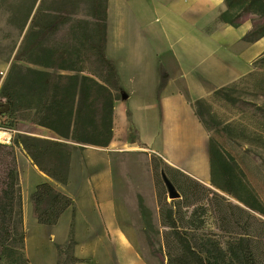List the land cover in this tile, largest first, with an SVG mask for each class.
Segmentation results:
<instances>
[{
    "label": "trees",
    "instance_id": "16d2710c",
    "mask_svg": "<svg viewBox=\"0 0 264 264\" xmlns=\"http://www.w3.org/2000/svg\"><path fill=\"white\" fill-rule=\"evenodd\" d=\"M223 2L220 22L236 28L250 17L252 29L246 37L264 36V0ZM106 9L107 0H40L2 82L1 104L9 109L0 117L14 115L58 140L16 134L10 144L0 143V264H30L15 147H22L40 173L66 185L75 149L68 142L79 149L105 148L112 140L113 104L121 92L116 70L104 55ZM262 63L264 56L253 67ZM202 101L190 103L198 119ZM13 130L0 127V132ZM134 135L129 127V143L135 142ZM208 154L211 187L147 153L160 225L154 232L146 221L143 229L150 253L160 264H264V206L234 159L211 138ZM164 178L178 199L166 201ZM29 201L37 225L46 227L55 226L73 207L48 182L38 183ZM139 209L145 211L142 205ZM75 244L72 220L64 244L56 247V264L82 263L73 255Z\"/></svg>",
    "mask_w": 264,
    "mask_h": 264
},
{
    "label": "crops",
    "instance_id": "0c3cea01",
    "mask_svg": "<svg viewBox=\"0 0 264 264\" xmlns=\"http://www.w3.org/2000/svg\"><path fill=\"white\" fill-rule=\"evenodd\" d=\"M224 11L223 0H107L104 55L116 70L125 99L113 104L109 145L89 147L95 153L104 151L105 171L92 175L93 185L103 194L105 224L118 235L123 236L121 228H127L118 220L128 216L119 207L123 200L113 194L117 181L110 156L140 152V145L146 162V153L155 154L202 185L210 183L209 136L190 103L243 79L264 56V36L246 37L251 20L234 28L218 20ZM12 62L13 58L9 65L0 66V76H5ZM23 124L10 134L11 139L18 134L58 140L48 130L27 121ZM129 127L135 130L134 143L128 142ZM97 166V162L90 164L92 171ZM39 174L42 182L58 191L64 188ZM71 175L72 163L68 183ZM60 192L73 201L75 209L74 197ZM124 242V238L116 239L120 248Z\"/></svg>",
    "mask_w": 264,
    "mask_h": 264
},
{
    "label": "rangeland",
    "instance_id": "374dc122",
    "mask_svg": "<svg viewBox=\"0 0 264 264\" xmlns=\"http://www.w3.org/2000/svg\"><path fill=\"white\" fill-rule=\"evenodd\" d=\"M39 1L0 0L1 67L10 64ZM5 76H0V88ZM1 103H4L2 99ZM198 112L209 138L234 159L264 206V63L256 66L246 78L212 92L199 105ZM15 117L1 116L0 127L22 129L18 125L23 126L25 121ZM139 150L142 151L110 156L112 174L117 181L113 194L123 200L119 207L128 216L118 220L127 227L126 230L121 228L124 233L121 236L106 226L104 203L100 201L103 194L93 185L92 175H103L105 171L104 151L95 153L89 146L75 149L70 159L71 181L68 183L67 180L64 188L59 187L60 191L74 197L75 209L73 205L55 226L46 227L37 225L29 201L34 187L43 178L22 147H15L23 229L27 238L25 255L30 264H56V247L64 244L72 220L76 243L73 255L82 261L79 264H160V258L150 253L143 233L146 221L150 222L154 232L160 231V225L150 163L142 155L144 149L140 145ZM92 162L98 164L93 171ZM207 187H211L210 183ZM163 191L166 201L170 202L165 186ZM140 205L145 208L144 212L139 209ZM211 230L215 231L213 226ZM120 237L125 241L122 248L116 245V239Z\"/></svg>",
    "mask_w": 264,
    "mask_h": 264
},
{
    "label": "water",
    "instance_id": "95a60500",
    "mask_svg": "<svg viewBox=\"0 0 264 264\" xmlns=\"http://www.w3.org/2000/svg\"><path fill=\"white\" fill-rule=\"evenodd\" d=\"M121 98L124 100L125 97L121 95ZM9 109V106L7 104H1L0 105V115L6 113ZM164 183L167 188V193H168V199L174 200L178 199L180 196L178 192L174 189V187L164 178Z\"/></svg>",
    "mask_w": 264,
    "mask_h": 264
},
{
    "label": "built area",
    "instance_id": "2783aa9c",
    "mask_svg": "<svg viewBox=\"0 0 264 264\" xmlns=\"http://www.w3.org/2000/svg\"><path fill=\"white\" fill-rule=\"evenodd\" d=\"M3 134V135H2ZM9 132H0V143L3 144H10L11 143V137ZM2 135V136H1Z\"/></svg>",
    "mask_w": 264,
    "mask_h": 264
},
{
    "label": "bare ground",
    "instance_id": "6f19581e",
    "mask_svg": "<svg viewBox=\"0 0 264 264\" xmlns=\"http://www.w3.org/2000/svg\"><path fill=\"white\" fill-rule=\"evenodd\" d=\"M27 176V175H26ZM27 180H28V178H27ZM29 181V180H28ZM29 183V182H28ZM24 222V221H23ZM25 241H26V244H27V238L25 239Z\"/></svg>",
    "mask_w": 264,
    "mask_h": 264
}]
</instances>
